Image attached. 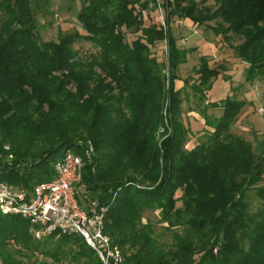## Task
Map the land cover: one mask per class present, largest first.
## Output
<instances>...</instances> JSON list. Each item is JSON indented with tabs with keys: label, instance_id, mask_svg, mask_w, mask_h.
I'll use <instances>...</instances> for the list:
<instances>
[{
	"label": "trees",
	"instance_id": "trees-1",
	"mask_svg": "<svg viewBox=\"0 0 264 264\" xmlns=\"http://www.w3.org/2000/svg\"><path fill=\"white\" fill-rule=\"evenodd\" d=\"M213 2L215 8L164 0L165 34L153 22L156 0H81L77 20L85 33L41 41L32 0H0V182L30 191L51 179L53 164L71 150L85 159V188L76 197L84 205L87 193L106 207L104 232L120 247L125 264H264V148L256 154L249 141L230 131L243 101H210L221 114L211 123L203 112L212 131L189 151L183 149L186 129L175 121L181 103L175 79L187 50L176 44L173 18L197 25L220 19L224 26L217 35L242 38L232 48L247 64L246 81L264 75V0ZM132 29L140 34L128 42ZM164 39L167 80L163 63L150 52ZM79 41L96 51L81 59L74 48ZM217 68L202 58L196 91L210 87ZM166 81L174 121L158 145ZM88 142L95 150L90 159L83 155ZM250 191L261 200L255 214L248 210ZM150 207L185 227L167 250L155 245L148 225H140ZM34 229L28 219L0 211V264H49L31 262L36 254L55 264H103L80 235L55 231L36 238Z\"/></svg>",
	"mask_w": 264,
	"mask_h": 264
},
{
	"label": "rangeland",
	"instance_id": "rangeland-1",
	"mask_svg": "<svg viewBox=\"0 0 264 264\" xmlns=\"http://www.w3.org/2000/svg\"><path fill=\"white\" fill-rule=\"evenodd\" d=\"M164 0H160L161 8ZM200 5H209L215 8L213 0H196ZM32 7L35 16V25L41 41L57 40L61 33L79 31L85 33L79 21L77 13L81 7V0H32ZM150 8V6H149ZM155 8V7H153ZM151 9V11H149ZM148 11L152 12V8ZM154 10V9H153ZM154 12V11H153ZM145 25L150 22H144ZM220 19L208 21L201 25L194 24L191 20L173 18L171 21V31L177 37L176 44L187 50L185 60L178 65L175 88L180 91L181 103L175 121H179L185 127L184 150H191L197 143L207 139V133L212 131V127L205 123L203 112L209 113L211 123L221 114V108L212 107L210 101L217 102L227 96L236 97L243 101L240 114L232 123L230 131L234 135H239L249 141L256 154L264 148V75L258 76L252 82L245 79L247 64L236 57L232 46L240 43L242 38L231 34L228 37L216 34V29L223 27ZM140 32L134 29L126 34V40L131 42ZM212 43V44H211ZM165 42L156 41L150 47L151 55L160 63L164 59ZM81 59L88 58L96 51L89 42L79 41L74 44ZM202 58L207 60L211 68H217V74L210 79V87L202 86L203 93L196 91L198 85V74L195 70L201 64ZM163 66L161 73H163ZM170 77L168 76V79ZM165 80L166 77H165ZM164 97L162 100L161 116L162 122L155 131V141L159 145L173 129V115L169 109L170 102L167 96L168 82H165ZM21 142L23 140H20ZM11 144L6 143L8 148ZM95 150L93 149L94 155ZM128 173V172H127ZM150 184L151 182H144ZM264 184V181L262 182ZM248 210L250 214H255L261 207V200L250 191L247 196ZM180 206V202L177 203ZM140 225H148L155 245L167 250L174 238V234L183 235L184 225L179 224L176 219L169 223L165 219L161 210L157 207L146 208L142 212ZM196 236L194 242L200 243L201 238ZM38 261L45 260L49 264H55L48 257L40 254L31 258ZM67 257L64 262H68ZM57 264V263H56ZM78 264H83L79 262Z\"/></svg>",
	"mask_w": 264,
	"mask_h": 264
},
{
	"label": "built area",
	"instance_id": "built-area-1",
	"mask_svg": "<svg viewBox=\"0 0 264 264\" xmlns=\"http://www.w3.org/2000/svg\"><path fill=\"white\" fill-rule=\"evenodd\" d=\"M141 17L146 19L148 12L143 10ZM152 18L166 34L169 25L160 0H156ZM164 42L163 73L168 79L166 39ZM93 149L88 142L83 152L86 159L91 158ZM84 163L82 155L68 150L61 160L53 164L52 178L35 184L30 191L0 182V211L28 219L35 226L33 232L36 238L55 231L76 233L95 251L103 264H125L120 247L104 232L106 207L98 206V202L87 193L83 195L84 205L76 197L85 188L81 184Z\"/></svg>",
	"mask_w": 264,
	"mask_h": 264
},
{
	"label": "crops",
	"instance_id": "crops-1",
	"mask_svg": "<svg viewBox=\"0 0 264 264\" xmlns=\"http://www.w3.org/2000/svg\"><path fill=\"white\" fill-rule=\"evenodd\" d=\"M187 21H188V19H187ZM212 44V43H211ZM209 114V113H208ZM210 115V114H209Z\"/></svg>",
	"mask_w": 264,
	"mask_h": 264
}]
</instances>
